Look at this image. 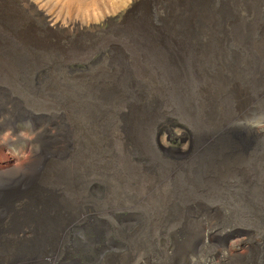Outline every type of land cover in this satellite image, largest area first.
<instances>
[{
    "label": "rangeland",
    "instance_id": "obj_1",
    "mask_svg": "<svg viewBox=\"0 0 264 264\" xmlns=\"http://www.w3.org/2000/svg\"><path fill=\"white\" fill-rule=\"evenodd\" d=\"M0 4V85L33 112L0 133V188L40 169L61 194L0 263L87 264L71 236L99 235L121 245L97 264H264V0Z\"/></svg>",
    "mask_w": 264,
    "mask_h": 264
},
{
    "label": "bare ground",
    "instance_id": "obj_2",
    "mask_svg": "<svg viewBox=\"0 0 264 264\" xmlns=\"http://www.w3.org/2000/svg\"><path fill=\"white\" fill-rule=\"evenodd\" d=\"M5 8L6 7L3 8V11L0 10V20L7 23L5 18L7 11ZM13 9L16 11L15 7H12V10ZM186 17L190 19L192 18V15L187 14ZM11 20L12 15L10 13L8 21L11 22ZM32 117L33 112L27 109L13 95L7 93V91H5L0 85V133L4 130H8L11 133V136L4 137L2 140L4 142H11L15 138L20 139V136H18L19 129L17 123L26 121ZM63 119L62 116H58L57 114L46 119L44 117V122L53 126L52 134L54 136L62 131L64 132L63 141H61V144H63V152L56 155L59 159H65L67 157L72 142L70 129H68ZM95 119L97 120L98 126L104 125L100 118ZM55 125L57 132L54 128ZM15 170L16 167L12 168V166L9 168H0V176L10 172L14 173ZM41 174L42 172L40 169L28 170L24 175H20L19 178H17L19 181L13 185V190L6 192V188H0V253L2 252V249L8 247L12 250L16 249L15 251H18L19 247L15 246V244L21 246V243L24 244L25 248L24 250H21L22 253L21 251H18V254L21 255L26 251L29 252V250H26V240L32 236L39 237L44 230L43 222L46 214L51 212L55 213L59 208L58 199L61 197V194L58 193L55 188L50 189L44 186L40 180ZM66 189L72 192V195L77 194L79 191L78 185L75 186L74 184ZM92 191L96 193L94 188ZM89 217L94 218L92 216ZM185 219L187 224L191 221L194 222L195 219L197 221L196 223L202 222V219L199 220V216L196 215L195 217L193 214H187ZM72 231L73 228L66 229L61 235L62 237H65V234L68 236L69 232ZM96 233L98 234V232ZM71 240L73 241V247L70 251L73 252V254L79 253L82 258L86 259L88 262L87 264H97L100 257L105 258L108 254L116 253L115 251L120 250L118 246L121 245L113 242L110 237H99V235L96 238L82 237L83 241H79L72 235ZM113 244H116L117 246L115 251L111 247ZM97 245H103L98 254L89 251H80V249L76 247L81 246V249H90L89 247H96ZM15 251H13L12 254ZM19 255L15 258H11L12 260L0 264H20L22 262H27V260L31 258V255L29 256V254L24 257Z\"/></svg>",
    "mask_w": 264,
    "mask_h": 264
}]
</instances>
